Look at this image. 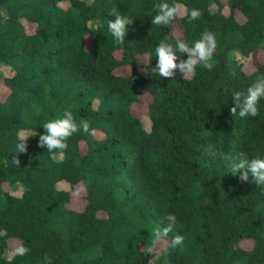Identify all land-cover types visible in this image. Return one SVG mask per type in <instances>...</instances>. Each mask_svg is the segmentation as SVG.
I'll return each mask as SVG.
<instances>
[{
    "label": "trees",
    "instance_id": "1",
    "mask_svg": "<svg viewBox=\"0 0 264 264\" xmlns=\"http://www.w3.org/2000/svg\"><path fill=\"white\" fill-rule=\"evenodd\" d=\"M160 2L180 7L168 26L151 22ZM113 8L133 18L123 44ZM206 30L208 67L159 76L165 35L191 45ZM2 65L0 264H264V184L231 168L264 156V99L255 117L230 111L264 74V0H0ZM65 110L89 131L49 152L43 124ZM21 133L36 135L17 154ZM170 213L176 249L152 236ZM21 243L30 252L13 257Z\"/></svg>",
    "mask_w": 264,
    "mask_h": 264
},
{
    "label": "clouds",
    "instance_id": "2",
    "mask_svg": "<svg viewBox=\"0 0 264 264\" xmlns=\"http://www.w3.org/2000/svg\"><path fill=\"white\" fill-rule=\"evenodd\" d=\"M155 15L151 22L159 26H168L177 18L180 12V7L176 3L169 4L168 2H160L154 5ZM184 15H187L190 21L197 20L202 16L200 9L193 8L190 11L184 9ZM110 15L114 17L107 21V28L116 44H123L127 35L128 26L133 23V18L121 14L118 9H111ZM217 46L216 34L212 31H204L200 38L189 45L184 39L177 38L175 42H171L169 37L165 35L161 39L155 49L156 70L159 76L174 78L175 72L178 69L184 78H191L195 74L198 65L205 67L209 66L212 60L213 52ZM178 53L187 54V59H181ZM177 61H179L177 63ZM234 106L231 108L232 116L238 115L240 118L248 116L255 117L259 114V104L261 99H264V74L257 75L246 91H235L232 95ZM44 134L39 136V146L46 147L49 152L54 150L63 151L67 148L66 141L76 132L84 131L87 133L90 128V123L87 120L76 122L75 117L70 110H65L62 116L51 119L43 124ZM36 135H25L21 133L17 137L15 153H25L27 151L28 137ZM15 164L20 163L15 156L13 158ZM231 168L235 174L240 171L239 179L247 181L249 172L256 184H264V156H257L248 159H241L238 162H232ZM175 214H168L166 217L167 224L163 227L156 226L152 230L154 241H165L167 248L176 249L182 246L184 237L176 234L169 238V234L173 232L176 225ZM30 252V249L23 243L19 244L13 250V257L25 256ZM45 264H51V259L48 255L44 257Z\"/></svg>",
    "mask_w": 264,
    "mask_h": 264
},
{
    "label": "rangeland",
    "instance_id": "3",
    "mask_svg": "<svg viewBox=\"0 0 264 264\" xmlns=\"http://www.w3.org/2000/svg\"><path fill=\"white\" fill-rule=\"evenodd\" d=\"M214 8H215V6H214ZM225 10H227V8H224V11ZM237 57L240 59L241 57L239 56V55H237ZM141 70H143V68H140ZM8 69L4 66V65H2V66H0V71H3V72H8L7 71ZM178 70V69H177ZM142 117H146V119H148L147 118V116L146 115H141L140 116V118H142ZM145 118L143 119V121L144 122H142L143 123V125L142 126H144L145 128H147L148 127V121L146 120ZM143 127V128H144ZM144 128V129H145ZM64 181H66V180H64ZM67 182V181H66ZM66 184H68L69 185V183L67 182ZM66 184H62V185H66ZM159 249L158 248H156L155 246H152L151 248H150V259L152 260L156 255H158L159 254Z\"/></svg>",
    "mask_w": 264,
    "mask_h": 264
}]
</instances>
